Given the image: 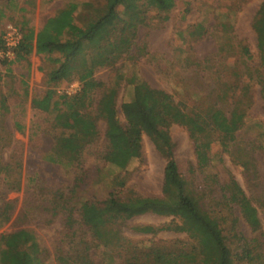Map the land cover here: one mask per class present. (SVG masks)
<instances>
[{
  "label": "rangeland",
  "instance_id": "obj_1",
  "mask_svg": "<svg viewBox=\"0 0 264 264\" xmlns=\"http://www.w3.org/2000/svg\"><path fill=\"white\" fill-rule=\"evenodd\" d=\"M106 1L16 0L11 5V19L5 20L7 10L0 0V37L7 23L34 29L43 26L69 2L78 3L74 16L77 23L84 24ZM262 1L176 0L166 18V14L143 5L142 22L135 26L129 25V17L123 12V19L128 21L106 28L108 40L87 46L58 82L50 80L56 64L35 49L23 59L0 60V237L26 229L36 236L38 248L34 252L43 264H72L65 254L72 253L79 238L85 237L82 208L89 216L96 213L92 204L81 208L83 202L102 203L111 192L121 197L131 193L162 195L167 161L151 137L144 134L128 167L119 169L103 157L107 125L102 118L97 122L96 140L86 146L79 160L71 165L46 160V153L64 131L55 124V111L35 107L32 101L47 91L53 92V99L75 93L80 88L79 71L93 64L99 87L93 89V100L89 99L87 110L92 115L98 113L96 104L101 96L113 91L118 118L126 124L125 102L134 98L136 85L142 83L151 95L159 90L170 93L187 111L218 109L213 122L216 130L206 139L210 142V163L199 167L195 141L179 123L169 127L174 156L190 184L205 190L206 207L213 204L222 213V226L234 250L239 249L233 236L237 217V232L249 239L257 236L264 244V91L259 82L264 80V62L253 27ZM120 35L129 39L127 52L124 50L112 63L102 64L99 53L103 46L113 50V40ZM243 46L250 49L251 57L243 53ZM227 131L231 135L227 136ZM231 176L257 207L262 234L252 230L238 205L216 206L220 187ZM121 177H125L124 186L117 184ZM69 212L78 219L77 236H71L66 225ZM143 225L158 230H137ZM112 227L141 247L194 243L182 221L174 216L148 212L115 222ZM89 246L97 264L123 261V256L98 240H91ZM0 264H4L1 259Z\"/></svg>",
  "mask_w": 264,
  "mask_h": 264
},
{
  "label": "trees",
  "instance_id": "obj_2",
  "mask_svg": "<svg viewBox=\"0 0 264 264\" xmlns=\"http://www.w3.org/2000/svg\"><path fill=\"white\" fill-rule=\"evenodd\" d=\"M14 1L16 0H11V5ZM143 5L155 8L160 14H166V18L175 7L176 0H107L104 7L89 16L84 24L77 23L74 16L79 8L78 3L69 2L55 15L48 17L37 32L32 26L19 27L23 38L16 50L15 60L25 58L34 49L39 54L47 55L56 64L50 71V80L58 82L87 46L108 40L106 28L128 21L123 19V12L129 17V25L135 26L142 22ZM253 27L257 32V45L264 62V0L257 11ZM198 33L200 34V31ZM127 43L128 37H115L113 50H108L105 44L99 53V61L102 64L112 63L124 50L127 52ZM242 49L244 54L251 57L247 46ZM94 68L93 64H89L79 71L80 88L75 93H63L53 99V92L47 91L42 98L33 99L35 107L56 112L55 124L64 131L57 136L51 151L46 153V160L65 165L79 160L86 146L96 140L99 133L97 122L102 118L107 125V149L103 156L106 162L119 169H126L135 156L133 150L139 149L144 134L151 137L167 162L161 196L131 193L121 197L111 192L102 203L83 202L81 208L92 204L96 209L92 217L82 208L81 222L87 227L85 237L91 238L92 241L98 240L105 247L114 249L123 256L121 264H264L263 241L257 236L249 239L238 233L235 227L238 217L233 220V236L237 239L239 249L234 250L231 247L222 226V213L216 211L212 203L211 207H206L203 201L205 190L190 184L180 172L174 156V143L169 127L173 123H179L187 127L195 141L199 167L210 163V142L206 139L216 130L213 122L219 115L218 109L210 107L205 113L197 110L187 111L170 93L159 90L151 95L148 87L142 83L136 85L134 98L125 102L126 124H122L118 118L113 91L101 96L96 104L98 113L92 115L87 108L90 107V100H93V89L99 87L98 81L93 77ZM259 82L264 91V80ZM231 133L225 132L227 136ZM125 183V177L117 181L119 186H124ZM207 188L214 192L213 187ZM220 188V196H216L215 200L216 206L238 205L252 230L262 234L263 224L258 209L238 181L231 176ZM148 212L179 218L183 229L193 238L194 243L188 246L184 242L171 245L154 243L141 247L121 236L117 229L112 227L115 222L126 221ZM77 222L78 219L69 212L66 225L71 236L78 235L79 230L75 227ZM137 230L152 233L158 228L143 225L137 227ZM85 237L79 238L72 253L65 254V258L72 261V264H97L92 258V247L89 246L91 240L87 241ZM0 244V259L4 264H43L35 255L38 243L31 231L21 229L2 234Z\"/></svg>",
  "mask_w": 264,
  "mask_h": 264
},
{
  "label": "built area",
  "instance_id": "obj_3",
  "mask_svg": "<svg viewBox=\"0 0 264 264\" xmlns=\"http://www.w3.org/2000/svg\"><path fill=\"white\" fill-rule=\"evenodd\" d=\"M23 38L21 29L12 24L7 23L1 35L0 44V60H11L16 57V50Z\"/></svg>",
  "mask_w": 264,
  "mask_h": 264
},
{
  "label": "crops",
  "instance_id": "obj_4",
  "mask_svg": "<svg viewBox=\"0 0 264 264\" xmlns=\"http://www.w3.org/2000/svg\"><path fill=\"white\" fill-rule=\"evenodd\" d=\"M3 4L5 5L6 7V10H7V14L6 16L4 17L5 20H8V19H11V0H3ZM42 26H40L38 28V26L35 27V30L36 32L41 28Z\"/></svg>",
  "mask_w": 264,
  "mask_h": 264
}]
</instances>
